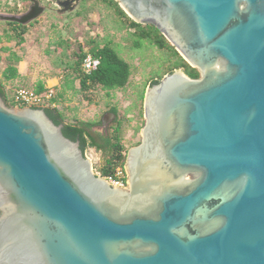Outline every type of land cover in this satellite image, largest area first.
I'll list each match as a JSON object with an SVG mask.
<instances>
[{"label": "water", "instance_id": "1", "mask_svg": "<svg viewBox=\"0 0 264 264\" xmlns=\"http://www.w3.org/2000/svg\"><path fill=\"white\" fill-rule=\"evenodd\" d=\"M116 1L198 77L146 86L125 188L43 106L0 95V264H264V0Z\"/></svg>", "mask_w": 264, "mask_h": 264}, {"label": "trees", "instance_id": "2", "mask_svg": "<svg viewBox=\"0 0 264 264\" xmlns=\"http://www.w3.org/2000/svg\"><path fill=\"white\" fill-rule=\"evenodd\" d=\"M43 1V0H39ZM101 2L109 9L115 17L119 19L122 27L126 28L129 33L130 45L134 49H139L144 46L154 47L165 53V65L162 73L154 77H150L145 82L144 86L134 100L133 107H136L135 116L138 121L133 127V133L138 134L143 125V96L146 86L157 83L166 73L172 72L174 69H181L190 77H198V71L191 66L176 50L169 40L160 32V30L152 23H139L133 20L118 4L116 0H101ZM30 0H0V11L4 12H19L26 9ZM34 19L26 25L16 22L2 21L5 24L3 33L7 41H13L19 48L24 46L25 35L28 31V26L35 22ZM0 37V63L4 64L1 70L2 79H0V95L5 100V103L10 106L24 107L13 101L12 94L7 95L2 85V80H10L18 76L16 63L21 60V56L8 46L1 45ZM58 48H63L61 39L56 41ZM120 44L116 43L112 38L105 37L101 40L88 39L84 43L77 44V51L73 53V59L66 63H56V66L61 71V84L57 91L53 90L50 102H54V107H43L47 115L56 123L62 124V133L71 140H78L81 150L86 148H94L96 151L103 154L101 163L97 166L96 171L102 177H114L116 167H123L126 160L127 149L139 142L127 145L125 140V124L131 125L132 118L128 116L130 109L125 110L123 114L119 113V109L114 104H108L105 112H112L113 117L107 126L103 127L101 122L102 116L95 119L85 120L77 118L67 113L64 109L57 108V103L64 97L66 91L75 88V82L78 84V92L83 100L88 103H94L99 98V90L104 91L109 97V92L124 89L131 76L130 63L120 56L118 53ZM90 53L99 59L97 67L86 73L82 69L81 63L83 57ZM60 60V56L56 57ZM33 89L38 92H45L42 82H37ZM37 107V106H31ZM101 127L102 130L97 129ZM97 136L100 142L95 140Z\"/></svg>", "mask_w": 264, "mask_h": 264}, {"label": "rangeland", "instance_id": "3", "mask_svg": "<svg viewBox=\"0 0 264 264\" xmlns=\"http://www.w3.org/2000/svg\"><path fill=\"white\" fill-rule=\"evenodd\" d=\"M36 19L28 26L25 43L21 48L17 47L13 41H7L2 31L5 24L0 21V37L3 43L1 45L16 47L27 68L26 76H31L25 86L32 88L35 83L32 81L33 78L42 77L41 80H45L49 77H58V83L54 86L57 91L62 78L56 63L60 61L66 63L73 59V53L77 51L78 43L82 44L88 39L112 38L120 44V50H118L120 56L131 65L128 85L124 89L109 92V97L104 91L99 90L98 100L94 103H88L81 98L77 90L78 84L75 82V88L66 91L64 97L57 103V108L64 109L70 115L85 120L103 116L108 104L116 105L120 114L130 109L128 116L133 120L131 125H124L125 140L129 145L140 139V132L138 134L133 133V127L138 121L135 117L137 116L136 107H133V103L147 79L162 73L165 65V53L151 46H144L139 49L132 48L128 30L121 26L119 19L101 0H82L77 12H72L66 16L45 10ZM59 39L62 40L64 46L57 49L56 41ZM57 56H60V60L56 59ZM3 66L4 64L0 63V71ZM98 130L101 131L102 128L99 127ZM84 154L91 160L94 173L98 174L96 168L101 163L103 154L94 148H86Z\"/></svg>", "mask_w": 264, "mask_h": 264}, {"label": "built area", "instance_id": "4", "mask_svg": "<svg viewBox=\"0 0 264 264\" xmlns=\"http://www.w3.org/2000/svg\"><path fill=\"white\" fill-rule=\"evenodd\" d=\"M98 64H99V59L93 56L92 54L87 53L82 59L81 66L84 72L88 73L91 70L95 69ZM52 95H53L52 89L38 93L32 88L18 86L13 90L12 98L13 101L18 105L54 107L56 104L54 102H50ZM104 178L107 179L108 182L113 186L125 188L126 187L125 166L116 167L114 177L108 176Z\"/></svg>", "mask_w": 264, "mask_h": 264}, {"label": "crops", "instance_id": "5", "mask_svg": "<svg viewBox=\"0 0 264 264\" xmlns=\"http://www.w3.org/2000/svg\"><path fill=\"white\" fill-rule=\"evenodd\" d=\"M1 44H3V43H1ZM8 47H10L12 50L16 51L19 54V52L16 50V47H11V46H8ZM15 65H16V67L18 69V76L16 78H13V79H10V80H2V85L4 87L5 93L8 96L13 93V90L16 87L25 86V83L28 82V80L31 78V76H26L28 71H27V68L24 65V60L22 58ZM3 67H2V69H3ZM0 79H2L1 71H0ZM41 79H42V77L39 78V79L33 78L32 81H35V83L33 85H35L37 82L40 81V82H42L44 84V88L45 89L54 90V86L58 83V77L57 78L56 77H49V78H47L45 80H41ZM33 87H32V89H33Z\"/></svg>", "mask_w": 264, "mask_h": 264}, {"label": "flooded vegetation", "instance_id": "6", "mask_svg": "<svg viewBox=\"0 0 264 264\" xmlns=\"http://www.w3.org/2000/svg\"><path fill=\"white\" fill-rule=\"evenodd\" d=\"M81 1L82 0H43L42 2L40 1V3L46 7L45 10H51V11H54V12L60 14V15L66 16L72 12H77V8L80 5ZM58 2H60V4ZM24 10H26V9H24ZM105 113L106 112H104V114ZM103 127L105 129L104 125H103ZM98 131H100V130H98ZM95 140L97 142H100V140L97 136H95Z\"/></svg>", "mask_w": 264, "mask_h": 264}]
</instances>
